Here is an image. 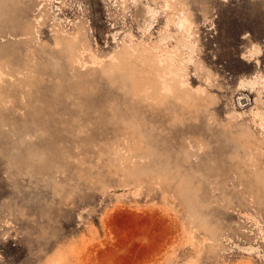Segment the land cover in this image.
I'll return each instance as SVG.
<instances>
[{"label":"rangeland","instance_id":"1","mask_svg":"<svg viewBox=\"0 0 264 264\" xmlns=\"http://www.w3.org/2000/svg\"><path fill=\"white\" fill-rule=\"evenodd\" d=\"M165 3L0 0V264H264V0Z\"/></svg>","mask_w":264,"mask_h":264},{"label":"bare ground","instance_id":"2","mask_svg":"<svg viewBox=\"0 0 264 264\" xmlns=\"http://www.w3.org/2000/svg\"><path fill=\"white\" fill-rule=\"evenodd\" d=\"M172 1H175V2H177V0H165V5H164V10L165 11H168V10H170V8H171V3H172ZM182 4V3H181ZM148 12L150 13V15L152 16V18H155L156 16H157V14H158V11L157 10H154V9H151V8H149V7H147V10H146V12H145V10H144V8H142V16L144 15V13H146V14H148ZM174 17V16H173ZM175 18L176 19H174V25L176 26V28L177 29H179V30H183V29H185V31H187V33H188V36L187 37H183V39L184 40H181V38H180V41L179 42H181L182 44H183V46H185V47H188L189 49H190V52H189V56H188V59H187V61L188 62H192L193 61V57H192V52H193V50H194V45L191 43V41L189 40V37H190V33H189V29L186 27V24L187 25H189V23H188V19H187V16H186V12L185 11H182V15H180V16H175ZM166 27L167 28H170L171 27V24H170V22L169 21H166ZM28 28V25H26L25 27H24V30L25 29H27ZM28 37V35H26L25 33H23V36H22V38H24V39H26ZM182 37V36H181ZM74 38V37H73ZM59 44V42L57 41L56 42V45H58ZM152 47L154 48V49H158L155 45H152ZM92 54V53H91ZM90 57V56H89ZM96 57H98V56H96ZM96 57H95V55L92 57L93 59L92 60H94V62L96 61ZM98 58H100V57H98ZM97 58V59H98ZM90 59H91V57H90ZM101 59V58H100ZM175 58L173 57L171 60H174ZM99 60V59H98ZM151 60H153V61H155V58H151ZM93 62V61H92ZM89 62H87V64H88ZM159 63H160V65H164V62H163V60L162 59H159ZM183 63V62H182ZM84 64V63H83ZM97 64V63H96ZM89 65V64H88ZM85 66V65H84ZM93 66V65H92ZM99 66V65H98ZM169 66V65H168ZM87 67V66H86ZM88 68V67H87ZM167 69H168V73H170L171 74V78L173 79L172 81L171 80H163V79H161L162 80V82L164 81V84H162V86L164 87V88H166L167 90H169L170 91V87L171 86H173V83H177L178 82V78H181V75H180V73L177 71V70H175V69H173L172 67H167ZM3 74V73H2ZM252 85H254L255 84V80H253V81H251L250 82ZM180 84L181 85H183L184 86V84H183V82H182V80L180 81ZM244 85V83L243 82H241V86H243ZM163 87H162V89H163ZM163 90H165V89H163ZM168 92V91H167ZM246 215H247V217L248 218H251V216L248 214V213H246ZM253 219H254V217H252ZM257 224L259 223V221L258 222H256ZM259 225V224H258ZM206 239V238H205ZM263 239V241H264V237L262 238Z\"/></svg>","mask_w":264,"mask_h":264}]
</instances>
